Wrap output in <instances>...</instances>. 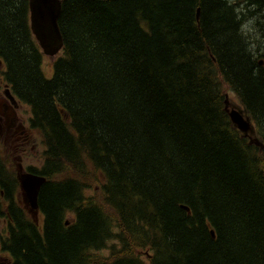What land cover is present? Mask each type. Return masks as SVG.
<instances>
[{"label": "trees", "instance_id": "obj_1", "mask_svg": "<svg viewBox=\"0 0 264 264\" xmlns=\"http://www.w3.org/2000/svg\"><path fill=\"white\" fill-rule=\"evenodd\" d=\"M62 1L48 75L29 0H0V58L48 179L37 224L0 156L11 264H264V0Z\"/></svg>", "mask_w": 264, "mask_h": 264}, {"label": "water", "instance_id": "obj_2", "mask_svg": "<svg viewBox=\"0 0 264 264\" xmlns=\"http://www.w3.org/2000/svg\"><path fill=\"white\" fill-rule=\"evenodd\" d=\"M62 5V0H30L32 31L44 54L50 57L57 56L64 46L63 35L59 26L63 9ZM200 12L199 8L198 18L200 17ZM260 64L264 65V60H261ZM225 108L234 127L244 137L249 138L250 144L261 147L262 144L257 138V131L253 121L229 95L226 97ZM19 181L25 208L34 218H37L40 212L39 195L47 179L44 176L32 173H22L19 176ZM66 224L69 225V222Z\"/></svg>", "mask_w": 264, "mask_h": 264}, {"label": "flooded vegetation", "instance_id": "obj_3", "mask_svg": "<svg viewBox=\"0 0 264 264\" xmlns=\"http://www.w3.org/2000/svg\"><path fill=\"white\" fill-rule=\"evenodd\" d=\"M8 68L6 61L0 58V152L4 154L2 157L11 152L15 161V176L19 180L22 173L35 174L40 169L37 165L24 166L27 158L34 159V153L39 154L40 145L36 139L33 107L20 99L9 81ZM3 230L9 233V220L0 212V264H11L10 256L2 251Z\"/></svg>", "mask_w": 264, "mask_h": 264}, {"label": "rangeland", "instance_id": "obj_4", "mask_svg": "<svg viewBox=\"0 0 264 264\" xmlns=\"http://www.w3.org/2000/svg\"><path fill=\"white\" fill-rule=\"evenodd\" d=\"M255 24V23H254ZM250 29V27H249V25H247L246 26V30H249ZM252 32L253 33H255V35H254V37L255 36H259V33L257 32V31H255V29H253L252 30ZM252 39H254L253 37H252ZM51 64H52V60H47L46 59V61L44 62V65H43V67H45V71H46V73L48 74V75H50L51 73H50V70H51ZM230 96V98L233 100V101H238V99H237V97L235 96V94L234 93H232L231 91H225V96L227 97V96ZM37 141H38V143H39V154H35L34 153V159L31 157V158H27L25 161H24V166H31V165H37L38 166V168H40L41 166H42V164H43V160H44V152H45V146L42 144V138H41V136L39 135V136H37ZM5 147V149L7 150V148H6V146H4ZM2 155H4V154H2ZM2 155H1V152H0V156L2 157ZM5 157H3L5 160H6V162H8L9 163V165H10V167L13 169V171L15 170V161L13 160V156L11 155V152H10V154L9 155H7L6 153H5ZM21 199H22V196H21ZM23 201V200H22ZM40 221H42V216H41V218H40ZM2 230V229H1ZM6 231L5 230H3V236H6V233H5ZM2 236V237H3ZM105 255H107V254H109V251H104L103 252Z\"/></svg>", "mask_w": 264, "mask_h": 264}, {"label": "bare ground", "instance_id": "obj_5", "mask_svg": "<svg viewBox=\"0 0 264 264\" xmlns=\"http://www.w3.org/2000/svg\"><path fill=\"white\" fill-rule=\"evenodd\" d=\"M260 139V138H259ZM249 140V139H248ZM261 142H262V140H261ZM263 143V142H262ZM259 147V146H258ZM213 236H215V234L213 235ZM149 256V255H148Z\"/></svg>", "mask_w": 264, "mask_h": 264}]
</instances>
